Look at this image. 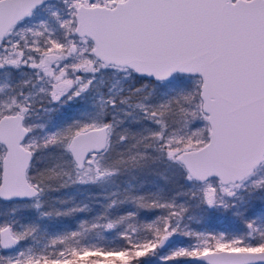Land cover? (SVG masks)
I'll return each instance as SVG.
<instances>
[{
    "label": "snow or ice",
    "instance_id": "1",
    "mask_svg": "<svg viewBox=\"0 0 264 264\" xmlns=\"http://www.w3.org/2000/svg\"><path fill=\"white\" fill-rule=\"evenodd\" d=\"M0 264H264V0H0Z\"/></svg>",
    "mask_w": 264,
    "mask_h": 264
},
{
    "label": "trees",
    "instance_id": "2",
    "mask_svg": "<svg viewBox=\"0 0 264 264\" xmlns=\"http://www.w3.org/2000/svg\"><path fill=\"white\" fill-rule=\"evenodd\" d=\"M74 190H69V192H73ZM65 225L67 226V222H65ZM218 230H222L223 228L228 227V224L222 221L221 223H218V225H214Z\"/></svg>",
    "mask_w": 264,
    "mask_h": 264
},
{
    "label": "rangeland",
    "instance_id": "3",
    "mask_svg": "<svg viewBox=\"0 0 264 264\" xmlns=\"http://www.w3.org/2000/svg\"><path fill=\"white\" fill-rule=\"evenodd\" d=\"M223 220H220V221H217L216 223H215V225H218V223H221Z\"/></svg>",
    "mask_w": 264,
    "mask_h": 264
}]
</instances>
